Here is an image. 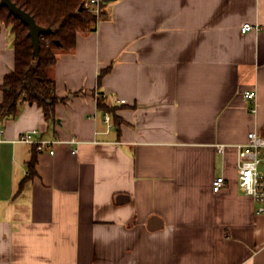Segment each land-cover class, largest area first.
<instances>
[{
	"label": "crops",
	"instance_id": "0c3cea01",
	"mask_svg": "<svg viewBox=\"0 0 264 264\" xmlns=\"http://www.w3.org/2000/svg\"><path fill=\"white\" fill-rule=\"evenodd\" d=\"M244 25L264 26V0L104 4L48 71L54 120L22 102L0 123V264H264V216L237 184L235 147L264 134V31ZM12 41L1 25L0 105ZM34 131L57 144L23 183Z\"/></svg>",
	"mask_w": 264,
	"mask_h": 264
},
{
	"label": "trees",
	"instance_id": "16d2710c",
	"mask_svg": "<svg viewBox=\"0 0 264 264\" xmlns=\"http://www.w3.org/2000/svg\"><path fill=\"white\" fill-rule=\"evenodd\" d=\"M11 2L28 14L39 28L48 30L49 33L39 36V50L37 56H34L28 28L6 8L0 9V26L10 27L14 49V69L5 77L3 84L0 123L8 118H16L22 102L36 104L42 109L45 120L51 122L55 118V106L59 100L54 82L48 77V71L56 64L57 53L74 50L78 34L95 31L102 12L99 18L87 13L83 0H11ZM107 71L99 75L98 81ZM99 107L110 115L114 113L113 108L105 106L102 102ZM33 153V158L27 163L28 176L23 183L36 175L35 148Z\"/></svg>",
	"mask_w": 264,
	"mask_h": 264
},
{
	"label": "built area",
	"instance_id": "2783aa9c",
	"mask_svg": "<svg viewBox=\"0 0 264 264\" xmlns=\"http://www.w3.org/2000/svg\"><path fill=\"white\" fill-rule=\"evenodd\" d=\"M105 3L103 0H83V5L87 13L99 18L102 12V7ZM264 31L263 25H244L241 28L242 34L250 32ZM247 101L255 103L256 95L254 92L244 93ZM97 99L105 100V96L96 97ZM117 104H125V101L116 100ZM251 113H256L255 106L251 109ZM104 123L108 130L113 129L111 116L108 113L103 115ZM36 131L21 135L17 142L34 145L37 154H41L48 149H51L57 141L36 140L34 136ZM72 144L75 142H71ZM224 146H217V150L221 153L224 151ZM237 154V181L240 191L249 197L254 203V214L258 217L264 216V134L252 132L247 135L246 142L235 147ZM76 152H73L75 154ZM53 155V151H49ZM225 185L223 177H217L212 184L214 193H218Z\"/></svg>",
	"mask_w": 264,
	"mask_h": 264
},
{
	"label": "water",
	"instance_id": "95a60500",
	"mask_svg": "<svg viewBox=\"0 0 264 264\" xmlns=\"http://www.w3.org/2000/svg\"><path fill=\"white\" fill-rule=\"evenodd\" d=\"M116 0H103L105 4L115 2ZM6 8L8 12L13 15L15 18L20 20L28 28V37L31 40L33 46L34 56H37L39 50V36L49 33L48 30L39 28L34 20L22 10L17 8L11 0H0V9ZM82 8L80 9V11ZM58 45V43H56Z\"/></svg>",
	"mask_w": 264,
	"mask_h": 264
},
{
	"label": "rangeland",
	"instance_id": "374dc122",
	"mask_svg": "<svg viewBox=\"0 0 264 264\" xmlns=\"http://www.w3.org/2000/svg\"><path fill=\"white\" fill-rule=\"evenodd\" d=\"M264 133V132H263ZM238 184V183H237Z\"/></svg>",
	"mask_w": 264,
	"mask_h": 264
}]
</instances>
